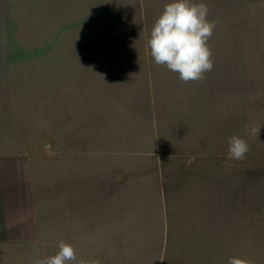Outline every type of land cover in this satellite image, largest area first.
I'll use <instances>...</instances> for the list:
<instances>
[{"label": "rangeland", "instance_id": "obj_1", "mask_svg": "<svg viewBox=\"0 0 264 264\" xmlns=\"http://www.w3.org/2000/svg\"><path fill=\"white\" fill-rule=\"evenodd\" d=\"M169 2L0 0V264L54 255L64 237L59 129L62 89L75 85L147 92L164 165L187 164L177 203L171 189L170 220L202 219L210 229L205 240L66 241L78 259L264 264V0H193L216 22L214 68L188 83L146 47ZM233 135L250 148L241 160L227 155ZM146 226L101 234L162 233Z\"/></svg>", "mask_w": 264, "mask_h": 264}, {"label": "crops", "instance_id": "obj_2", "mask_svg": "<svg viewBox=\"0 0 264 264\" xmlns=\"http://www.w3.org/2000/svg\"><path fill=\"white\" fill-rule=\"evenodd\" d=\"M146 98V91L107 86L62 89V240H205L210 234L202 219L170 220L171 189L184 182L180 170L186 173L187 164L164 165L161 129L147 121ZM179 193L175 188L176 203ZM142 224L162 233L101 234Z\"/></svg>", "mask_w": 264, "mask_h": 264}, {"label": "clouds", "instance_id": "obj_3", "mask_svg": "<svg viewBox=\"0 0 264 264\" xmlns=\"http://www.w3.org/2000/svg\"><path fill=\"white\" fill-rule=\"evenodd\" d=\"M208 5L193 0H170L154 22L146 47L156 65L165 66L184 82L205 78L214 68L209 40L216 22L208 19ZM261 127L252 126V136L259 135ZM250 150L248 143L233 135L228 141V158L241 160ZM171 158V157H170ZM58 251L51 256L38 258L32 264H98L96 261L78 259L76 248L60 240ZM227 264H251V261L233 256Z\"/></svg>", "mask_w": 264, "mask_h": 264}]
</instances>
